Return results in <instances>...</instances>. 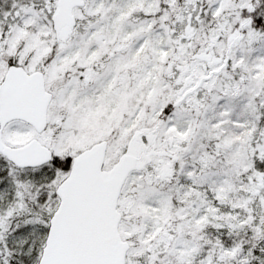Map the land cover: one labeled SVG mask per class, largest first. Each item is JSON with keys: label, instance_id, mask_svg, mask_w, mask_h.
<instances>
[{"label": "snow or ice", "instance_id": "6c2138e0", "mask_svg": "<svg viewBox=\"0 0 264 264\" xmlns=\"http://www.w3.org/2000/svg\"><path fill=\"white\" fill-rule=\"evenodd\" d=\"M0 264H264V0H0Z\"/></svg>", "mask_w": 264, "mask_h": 264}]
</instances>
